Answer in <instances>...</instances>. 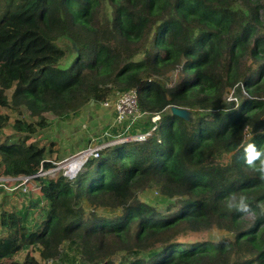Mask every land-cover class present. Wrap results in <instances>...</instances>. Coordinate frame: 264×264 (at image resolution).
Segmentation results:
<instances>
[{"label":"trees","instance_id":"trees-1","mask_svg":"<svg viewBox=\"0 0 264 264\" xmlns=\"http://www.w3.org/2000/svg\"><path fill=\"white\" fill-rule=\"evenodd\" d=\"M112 87L135 89L142 115L159 118L72 178L34 176L33 224L17 192H2L0 264L32 246L56 261L64 243L88 264H264V0H0V177L17 185L55 167L32 139L40 113L73 117ZM170 105L209 113L186 120ZM148 185L173 201L162 211L140 201ZM210 227L231 236L184 240ZM130 247L145 252L110 259ZM23 262L41 264L28 253Z\"/></svg>","mask_w":264,"mask_h":264},{"label":"rangeland","instance_id":"rangeland-1","mask_svg":"<svg viewBox=\"0 0 264 264\" xmlns=\"http://www.w3.org/2000/svg\"><path fill=\"white\" fill-rule=\"evenodd\" d=\"M57 45L65 49L66 52H70L73 50L72 42L66 38H62L57 41ZM175 77L176 74L175 72H173L168 74L166 78L164 77L161 80L169 85ZM118 92L119 91L116 88L112 87V94L109 95L107 99H105L109 102V106H103V102L101 104H95L90 101L89 103H86L82 106L80 113L74 115L73 117H68L67 119H61L51 112L40 113V117L44 119V126L35 125L36 132L33 134L32 139L37 140L39 144H43L46 147V150L48 151V159H53L56 157V161H54L55 167L48 170L51 175H55V173L59 169L65 171L66 174L69 162L77 160V157L82 153H86L87 155L93 149H100L112 143L113 139H139L138 136L140 134H143L140 131L142 129L141 125L147 123V121L154 122L155 120H157L149 114H144L136 119L133 123H129V121H124L122 123L115 122V113L110 103L115 99ZM228 96L231 98L234 97L232 90L228 92ZM21 111V114L17 112L12 113L11 118H22L24 114H28L27 112H25L24 107L21 108ZM165 112L169 114L180 115L186 120H194L198 115L209 113V110L197 109L190 106L170 105L165 108ZM37 119L38 118L34 116L29 120L34 123L35 121H37ZM133 126H136V128H134V132L132 128ZM3 135L15 138V134L10 132V130L8 129L4 130ZM2 139H4V137L0 136V141ZM69 174L71 173L69 172ZM4 183L8 184V182L3 181V184ZM2 192L9 193L10 191L4 189V187H0V200L2 198ZM13 193H16V196L19 200L18 206L20 205V203H22V207L29 208L27 221L30 224L39 221L41 215H39L37 206L32 204V206L30 207L29 205L33 202L34 199L39 197V187L36 184L31 183L30 189L27 192H22L18 189H14ZM136 196L140 201H143L160 211L165 209V207L173 201V199L162 195L156 185H148L146 187H143L136 193ZM96 211L103 214H109L112 210L108 208H96ZM187 233L188 235H186V239H184L186 241L192 239L196 240L199 238H204L208 241H218L220 239L231 236L230 233L214 227L203 228L197 232ZM136 250L137 249L135 247L117 250L110 256V259L118 262L119 259L123 258L127 259L143 256L142 253L145 251L141 252L139 250L140 254H135L134 252ZM26 253H28V255L33 259L41 262V264H71L72 262H76V264H88L85 258L81 255L80 250L75 245L68 243H64L60 246L59 255L57 256L56 261L42 260L39 256L37 246L23 249L21 252L14 256L15 261H17L18 264H27L23 262Z\"/></svg>","mask_w":264,"mask_h":264},{"label":"built area","instance_id":"built-area-1","mask_svg":"<svg viewBox=\"0 0 264 264\" xmlns=\"http://www.w3.org/2000/svg\"><path fill=\"white\" fill-rule=\"evenodd\" d=\"M102 105L109 106V102L106 100L102 103ZM110 105L112 106V109L114 110L115 113V117H114L115 122L122 123L124 121H129V123H133L136 119L142 116V112L138 108L137 92L135 89H129L118 93L115 99L110 103ZM153 117L155 119H158L159 115H154ZM154 128L155 126L152 127V129ZM147 134L148 132L140 134L138 138L143 139ZM98 152L99 149H93L87 155L86 153H82L77 157L79 161L78 168L74 170L73 167L70 166L71 162H69L67 166V172L65 174V171H63V174L72 178L77 173L84 160H86L89 156L96 157L98 155ZM47 172L49 171H40L36 175L20 177L19 179L21 180V182L17 185L14 184L13 178H8V177H0V182L1 181L8 182V184L2 183L1 185L9 191L19 188L22 192H27L30 189V184L33 183V177ZM69 172L71 174H69Z\"/></svg>","mask_w":264,"mask_h":264},{"label":"bare ground","instance_id":"bare-ground-1","mask_svg":"<svg viewBox=\"0 0 264 264\" xmlns=\"http://www.w3.org/2000/svg\"><path fill=\"white\" fill-rule=\"evenodd\" d=\"M78 159L77 160H73L71 163H70V166L73 167V169H77L78 166H79V163H78Z\"/></svg>","mask_w":264,"mask_h":264},{"label":"clouds","instance_id":"clouds-1","mask_svg":"<svg viewBox=\"0 0 264 264\" xmlns=\"http://www.w3.org/2000/svg\"><path fill=\"white\" fill-rule=\"evenodd\" d=\"M243 210H246V208H245V209H243Z\"/></svg>","mask_w":264,"mask_h":264},{"label":"crops","instance_id":"crops-1","mask_svg":"<svg viewBox=\"0 0 264 264\" xmlns=\"http://www.w3.org/2000/svg\"><path fill=\"white\" fill-rule=\"evenodd\" d=\"M40 193H38V195H39ZM40 196V195H39Z\"/></svg>","mask_w":264,"mask_h":264}]
</instances>
